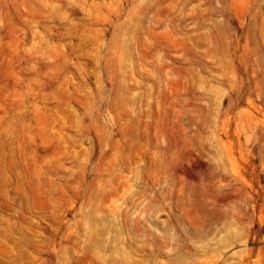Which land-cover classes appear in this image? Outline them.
Here are the masks:
<instances>
[{"label": "rangeland", "instance_id": "374dc122", "mask_svg": "<svg viewBox=\"0 0 264 264\" xmlns=\"http://www.w3.org/2000/svg\"><path fill=\"white\" fill-rule=\"evenodd\" d=\"M0 264H264V0H0Z\"/></svg>", "mask_w": 264, "mask_h": 264}]
</instances>
